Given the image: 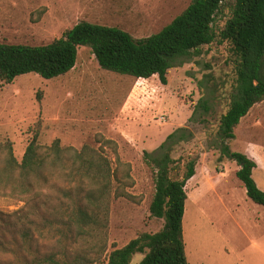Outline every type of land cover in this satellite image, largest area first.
I'll list each match as a JSON object with an SVG mask.
<instances>
[{
	"label": "rangeland",
	"instance_id": "1",
	"mask_svg": "<svg viewBox=\"0 0 264 264\" xmlns=\"http://www.w3.org/2000/svg\"><path fill=\"white\" fill-rule=\"evenodd\" d=\"M192 1L0 0V43L49 45L81 22L117 27L143 39L161 32ZM226 19H217L218 29L225 26ZM229 49L228 43L217 42L202 47L170 70L164 85L158 76L138 82L103 70L92 50L83 46L76 67L64 76L45 80L26 74L12 84L0 81V143H11L19 162L37 132L38 143L44 147L55 140L64 148L76 149H99L103 139L118 144L120 158L131 165L135 181L127 191L137 201L113 198L108 250L102 259L106 263L116 248L163 228L164 221L150 214L155 183L144 153L159 155L170 134L188 128L192 139L178 145L173 156L200 157L196 177L186 187L189 200L184 237L189 264H264V208L247 196L236 175V162L221 158L212 144L235 81ZM201 98L213 100L209 122L190 123ZM252 142L264 143V102L242 119L236 139L228 144L233 152H241ZM104 153L116 169L112 150ZM253 179L264 191V173L254 171ZM200 180L202 186L197 187ZM52 194V200L61 198L63 204L54 201L35 211L24 203L0 198V212L5 220L16 224L17 233L22 228L18 220L24 216L39 225L31 226L36 239L31 254L22 251L16 234V241L11 243L14 252H0L1 263L16 264L24 255L30 260L41 253L59 252L58 245L69 239L68 200L57 192ZM143 258V254H136L132 264H139Z\"/></svg>",
	"mask_w": 264,
	"mask_h": 264
},
{
	"label": "trees",
	"instance_id": "2",
	"mask_svg": "<svg viewBox=\"0 0 264 264\" xmlns=\"http://www.w3.org/2000/svg\"><path fill=\"white\" fill-rule=\"evenodd\" d=\"M221 16L227 19L225 26L218 29L217 19ZM216 42L230 46L229 62L235 81L230 104L212 140L213 148L220 151L221 158L236 162V175L247 196L264 208V191L253 179L256 163L243 153L233 152L228 144L236 139L242 119L264 102V0H193L161 32L143 39L117 27L81 22L49 45L0 43V81L12 84L26 74H37L45 80L64 76L76 67L79 49L85 46L92 50L103 70L135 80L158 76L167 85L170 70ZM212 102L201 98L189 122L207 124L213 112ZM38 137L37 132L21 162L11 143H0V198L24 203L35 211L54 201L63 204L61 198L52 200V192L59 193L68 200L71 235L58 245L59 252L41 253L30 260L24 255L16 264H132L136 254L144 255L139 264H189L183 226L189 200L186 187L197 174L200 157L173 156L178 145L192 139L188 128L170 134L159 155L144 153L155 183L150 214L164 221L163 228L155 234L143 233L123 248H116L106 263L102 259L108 250L112 200L137 201L127 191L135 186L131 165L121 160L113 140L103 139L99 149H76L62 147L60 140L44 147ZM106 149L115 155L116 169L105 155ZM18 223L22 228L17 233L16 224L5 220L0 212L1 253L14 252L11 243L19 234V247L31 254L36 242L31 226L38 224L29 216L19 218Z\"/></svg>",
	"mask_w": 264,
	"mask_h": 264
},
{
	"label": "crops",
	"instance_id": "3",
	"mask_svg": "<svg viewBox=\"0 0 264 264\" xmlns=\"http://www.w3.org/2000/svg\"><path fill=\"white\" fill-rule=\"evenodd\" d=\"M141 80L142 81H148L150 79H138L137 81L140 82ZM133 92H134V90H133ZM131 95H133V93ZM240 153L245 154L250 160H252L254 163H256L257 167L254 169V171H258V172L264 173V143L252 142L249 145L245 146L243 151H241ZM195 177L192 178L190 181L195 179ZM199 182L201 184L200 183L196 184L197 187L202 186L201 180ZM186 215H187V210L185 212V217L184 218H186ZM263 218H264V213H263ZM185 222H186V219L183 221L184 236L186 237V232H185L186 231V229H185L186 228V224H185ZM185 240H186V238H185ZM186 254H187L188 261H189V256H188V253H187V245H186Z\"/></svg>",
	"mask_w": 264,
	"mask_h": 264
},
{
	"label": "built area",
	"instance_id": "4",
	"mask_svg": "<svg viewBox=\"0 0 264 264\" xmlns=\"http://www.w3.org/2000/svg\"><path fill=\"white\" fill-rule=\"evenodd\" d=\"M161 120L163 121V120H165V118H164V117H162V118H161Z\"/></svg>",
	"mask_w": 264,
	"mask_h": 264
},
{
	"label": "bare ground",
	"instance_id": "5",
	"mask_svg": "<svg viewBox=\"0 0 264 264\" xmlns=\"http://www.w3.org/2000/svg\"><path fill=\"white\" fill-rule=\"evenodd\" d=\"M139 85V84H138Z\"/></svg>",
	"mask_w": 264,
	"mask_h": 264
}]
</instances>
